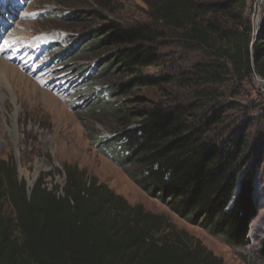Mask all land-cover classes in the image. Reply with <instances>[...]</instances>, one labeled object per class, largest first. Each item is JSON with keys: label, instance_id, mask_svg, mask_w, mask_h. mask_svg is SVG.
<instances>
[{"label": "trees", "instance_id": "trees-1", "mask_svg": "<svg viewBox=\"0 0 264 264\" xmlns=\"http://www.w3.org/2000/svg\"><path fill=\"white\" fill-rule=\"evenodd\" d=\"M247 8V0H150L147 19L132 25L91 10L101 22L71 56L100 55L91 79L119 78L107 112L118 126L108 139L119 140L125 174L231 247L250 243L258 212L260 138L229 115L240 107L223 90L228 74L264 80V12L254 35ZM168 37L201 57L164 69L160 42ZM63 171L60 192L42 173L28 194L13 159L0 160V264H219L172 229L160 237L170 227L164 216L74 165ZM5 201L13 217L4 214ZM259 252L264 257V237Z\"/></svg>", "mask_w": 264, "mask_h": 264}, {"label": "rangeland", "instance_id": "rangeland-1", "mask_svg": "<svg viewBox=\"0 0 264 264\" xmlns=\"http://www.w3.org/2000/svg\"><path fill=\"white\" fill-rule=\"evenodd\" d=\"M149 1L0 0V160L13 159L28 194L42 173L45 185L49 189L56 185L60 192L65 182L63 165H74L128 203L164 216L170 227L160 237L172 229L188 243L204 246L219 258V264H264L259 252L264 237V80L258 75L240 81L228 74L223 84L224 98L240 107L229 115L251 124L260 138L258 212L250 224L248 245L228 246L220 236L182 219L137 186L118 165L119 140L108 139L114 138L118 125L107 112L116 98L113 89L119 78L91 79L93 61L100 55L71 56L101 22L89 14L91 10L132 25L147 19ZM247 4L255 35L261 28L264 0H247ZM160 43L166 70L185 68L201 57L199 52L180 51L172 37ZM154 91L151 97L157 95ZM3 212L13 217L7 201Z\"/></svg>", "mask_w": 264, "mask_h": 264}]
</instances>
